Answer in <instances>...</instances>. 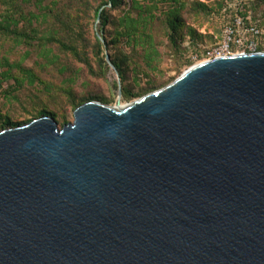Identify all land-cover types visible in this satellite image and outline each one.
<instances>
[{"label": "water", "instance_id": "obj_1", "mask_svg": "<svg viewBox=\"0 0 264 264\" xmlns=\"http://www.w3.org/2000/svg\"><path fill=\"white\" fill-rule=\"evenodd\" d=\"M0 264H264V52L1 129Z\"/></svg>", "mask_w": 264, "mask_h": 264}, {"label": "trees", "instance_id": "obj_2", "mask_svg": "<svg viewBox=\"0 0 264 264\" xmlns=\"http://www.w3.org/2000/svg\"><path fill=\"white\" fill-rule=\"evenodd\" d=\"M227 1L215 3L217 9H223ZM247 1V8L264 4V0ZM186 4V0H0V5L6 6L0 14V34L14 43L13 57L5 62L6 70L0 71V84L9 79L13 80L12 86L20 85L26 80L33 88L44 91L52 86L46 81L48 74L55 71L58 86L63 85L59 88L65 103L75 109L90 100L108 103L85 77H104L105 69L110 67L119 78L114 87L119 90L120 86L123 97L142 96L156 86L153 76L157 68L151 57L154 52L152 32L156 27L164 30L167 51L174 60V68L180 70L177 59L182 50L181 42L196 32L187 24L190 11ZM193 5V10L199 7L206 12L213 8L201 0H193ZM244 12L249 13V10ZM90 13H93L95 33L87 38V25L82 26L81 19L89 17ZM242 13L237 14L242 16ZM109 47L114 50V56L110 55L114 67L106 60L105 51ZM262 49L258 46L256 51ZM70 58L80 62L86 74H79L82 68L69 65ZM143 78H148V83L140 85L137 93L132 92ZM47 115L54 119L56 116L42 109L34 117ZM34 117L14 122L0 113V130L22 125ZM66 123L65 120L62 125Z\"/></svg>", "mask_w": 264, "mask_h": 264}, {"label": "rangeland", "instance_id": "obj_3", "mask_svg": "<svg viewBox=\"0 0 264 264\" xmlns=\"http://www.w3.org/2000/svg\"><path fill=\"white\" fill-rule=\"evenodd\" d=\"M186 1V8L190 11L187 14V24L194 28L196 32L192 37L188 36L181 42L182 50L180 57L177 59L180 63V70L174 68V60L167 51L168 45L164 30L158 26L152 32L154 36L152 39L154 52H152L151 57L153 59L152 63L157 68L153 76L156 83L154 90L170 83L192 64L205 60L207 51H218L230 39L229 37L233 40L238 39L239 43H245L246 40L253 41L256 48L262 46L263 49L261 51L264 52V4L258 8H247V0H228L227 5L223 9H217L216 4L220 0H201L206 5L213 7L212 11L206 12L196 7L197 12H195V9L193 10L192 8L194 6L193 0ZM5 8L6 6L0 5V14L3 13ZM245 10H249V13H242ZM238 12L243 15L237 14ZM113 14H116V11ZM81 23L82 26L87 25L85 27L87 28L85 30L87 38L92 34L94 35L95 22L93 13H90L89 17H83ZM250 26L258 27L261 33L256 36L250 35L247 32ZM49 28L50 26L47 27V31ZM247 43L245 45H248ZM245 45L243 44L240 47L239 44L238 46L230 44L231 52H242L245 49ZM13 47V40L0 34V71L6 70L7 65H5V62L13 57ZM105 52L109 56H114L112 47H109V50ZM188 61H191L192 64H187ZM67 63L75 69L82 68L79 70V74H86L80 62L70 58ZM91 63L95 67V62L92 59ZM54 75L55 71L48 74L46 81L51 83L52 86L44 91L33 88L26 80L20 85L13 84V86V80H2L0 84V113L2 116H8L14 122H24L31 117L37 116L38 111L45 109L50 113L56 114L55 120L58 127H62V123L65 120L72 122L74 109L65 103L64 94L59 88L63 85L60 84L58 86V81L54 78ZM85 78L86 82L95 85L99 94L108 100L107 104L110 106L123 105L141 97L139 94L129 99L123 97L121 91L114 87V83L119 82V78L117 73L110 67L105 69L104 77L96 78L88 75ZM147 79H141L132 92L137 93L141 87L140 85L148 83Z\"/></svg>", "mask_w": 264, "mask_h": 264}, {"label": "built area", "instance_id": "obj_4", "mask_svg": "<svg viewBox=\"0 0 264 264\" xmlns=\"http://www.w3.org/2000/svg\"><path fill=\"white\" fill-rule=\"evenodd\" d=\"M247 32L250 35H253V36L259 35L261 33L260 30L258 29V27H256V26H250L247 29ZM229 38L230 39L225 42V45L223 47L219 48L218 51H215V52L214 51L213 52L207 51L205 53L206 54V57H207L206 59H210V58H214V57L222 56V55H231V54H234V53L231 52L230 44H235L237 46L239 44V46L241 47V46H243V44L245 45L246 42H248L247 43L248 45H245V49L242 52H253V51H256V46L253 43V41L246 40L245 43L244 42L239 43V40L238 39L237 40H233V39H231V37H229Z\"/></svg>", "mask_w": 264, "mask_h": 264}]
</instances>
